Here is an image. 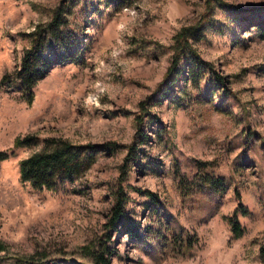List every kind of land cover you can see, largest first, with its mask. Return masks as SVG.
Wrapping results in <instances>:
<instances>
[{"label":"rangeland","instance_id":"1","mask_svg":"<svg viewBox=\"0 0 264 264\" xmlns=\"http://www.w3.org/2000/svg\"><path fill=\"white\" fill-rule=\"evenodd\" d=\"M60 1L0 0V264H93L119 184L126 229L111 234L110 264H264V0H64L27 103L1 78ZM199 21L189 43L223 86L208 70L192 79L186 57L165 79L175 35ZM50 138L105 147L80 178L35 189L19 162Z\"/></svg>","mask_w":264,"mask_h":264},{"label":"trees","instance_id":"2","mask_svg":"<svg viewBox=\"0 0 264 264\" xmlns=\"http://www.w3.org/2000/svg\"><path fill=\"white\" fill-rule=\"evenodd\" d=\"M216 1L223 3L220 0ZM224 5L228 6L227 4ZM65 10V1L62 0L53 10L50 20L43 25H37L29 33L31 44L24 50L18 68L12 75L1 78V82H3L9 77L10 80L8 82L11 83L14 89L22 93L27 103L32 101L33 87L38 80L45 76L51 67L52 61L44 55V44L47 36H50L55 41L62 39L60 34L65 23ZM202 33L203 24L199 21L194 25L182 28L175 35L171 63L167 68L165 79L177 73L181 60L186 57L188 74L192 79L199 78L200 74L208 70L213 79L219 81L223 86L222 78L216 75L215 71L209 67V63L205 62L189 43L190 39H199ZM139 130L140 127L138 128V134ZM29 141H31L29 138H17L14 141V145L18 147ZM103 147L105 146L74 144L55 138L46 139L43 141L40 151L29 155L19 162L20 180L28 182L35 189L45 188L52 190L62 181L80 178L95 161L99 151L104 150ZM10 153L0 151V159L8 157ZM135 157V147L131 146L124 158L123 167L129 166V162ZM122 173L124 172L122 171ZM203 181L212 191L220 193L225 189V182L220 177L205 178ZM147 193L149 194V192ZM112 197L114 204L110 209L109 218L105 225L107 231L105 239H101L98 242V246L89 252L93 264H110V256L114 252L113 248L108 245L111 234L119 231V227L126 229L124 209L129 198L127 192L119 184L113 190ZM236 198L237 206L233 213L227 217L233 238H238L243 234L244 229L238 220V214L246 213L237 193ZM258 259L261 263H264V240L258 248Z\"/></svg>","mask_w":264,"mask_h":264}]
</instances>
